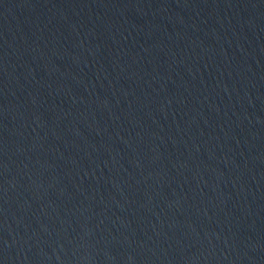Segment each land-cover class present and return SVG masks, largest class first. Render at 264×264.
<instances>
[{"label": "water", "instance_id": "1", "mask_svg": "<svg viewBox=\"0 0 264 264\" xmlns=\"http://www.w3.org/2000/svg\"><path fill=\"white\" fill-rule=\"evenodd\" d=\"M0 264H264V0H0Z\"/></svg>", "mask_w": 264, "mask_h": 264}]
</instances>
